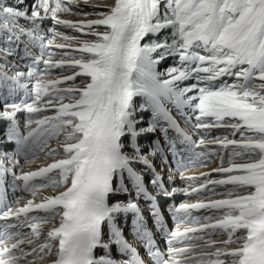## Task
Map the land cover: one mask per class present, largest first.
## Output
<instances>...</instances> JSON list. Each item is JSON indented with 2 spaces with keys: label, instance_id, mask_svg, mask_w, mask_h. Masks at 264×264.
I'll list each match as a JSON object with an SVG mask.
<instances>
[{
  "label": "snow or ice",
  "instance_id": "snow-or-ice-1",
  "mask_svg": "<svg viewBox=\"0 0 264 264\" xmlns=\"http://www.w3.org/2000/svg\"><path fill=\"white\" fill-rule=\"evenodd\" d=\"M79 3L0 0V264H264V0ZM38 153L53 162L25 171ZM212 157L191 193L226 198L168 204L169 228L163 205L191 194L176 176Z\"/></svg>",
  "mask_w": 264,
  "mask_h": 264
},
{
  "label": "bare ground",
  "instance_id": "bare-ground-1",
  "mask_svg": "<svg viewBox=\"0 0 264 264\" xmlns=\"http://www.w3.org/2000/svg\"><path fill=\"white\" fill-rule=\"evenodd\" d=\"M113 3V2H112ZM111 3V4H112ZM85 4L83 3L82 6H84ZM82 6H79V8L77 9H73V12L75 11H79L80 10V7ZM82 9V8H81ZM83 11H87V12H91L92 10L91 9H88L86 8L85 10L83 9ZM62 16H60L59 14V18L61 19H69L71 16L75 15V14H64V13H61ZM66 17H65V16ZM43 65H41L42 67ZM167 66V65H166ZM51 114V113H50ZM18 116L20 117L21 119V125H22V121H23V114H18ZM179 118V117H177ZM226 134V132H222V131H215L214 129L212 130L211 132V136L212 137H215V136H224ZM230 138V137H229ZM52 146H55L57 141L53 140V141H50L49 142ZM209 148L211 149H214L216 151H221L217 146L215 145H209ZM145 151H147V147L144 148ZM143 149V150H144ZM223 151H227V150H223ZM44 154L41 153V155H39L36 160L34 161V163L29 167V166H23V160L21 159L20 163L21 165L24 167V170L25 171H28V170H31V171H35V170H38L39 167H46L48 164L52 163V159H47L45 160L44 158ZM59 158V157H58ZM170 160V159H169ZM153 163L155 164L157 170L159 171L160 169V160L157 158V159H154L153 160ZM219 158L218 157H212L211 159V162L207 163V166L206 167H200V166H197V167H194V168H190L186 173H185V176H191V177H195L194 180H181L180 177L177 175L175 180L173 181V185L174 187H177V188H184L186 185L188 187V192L191 193V190L193 187H196V188H199L203 183H204V177L201 176V173H204V172H210L212 168L214 167H217L219 166ZM139 167V166H138ZM18 174H19V171H18ZM50 175H54L53 174H50ZM164 178H165V181H167V172H165L164 174ZM213 178H222L220 177L219 175L213 173ZM211 187V186H210ZM224 189L223 188H220V187H217L216 188V191L217 192H222ZM209 192H206V191H201L200 193H191L190 195L188 196H185L183 195L182 193H178L174 198L173 200L177 201L178 202V205L179 203L181 202H187V203H196V202H200V201H203L205 203L209 202L210 200H216V199H224L226 198L225 196L223 195H219V196H216V195H211V196H203L201 197L202 195H207ZM55 193L52 191V189H43V190H40L38 193H37V197L35 198L34 202L35 203H40L42 202L41 201V197L42 196H51V195H54ZM210 194V193H209ZM18 195H27V194H23L22 192H19V193H16V197ZM198 197H201V198H198ZM27 199H32L31 196H25L22 200H20L19 202V206H23V204L26 202ZM13 206H17L16 204V201L13 203ZM38 215H44V213H36ZM199 215V216H202L205 214L204 210L196 213V212H192V215ZM4 221H0V224H3ZM57 221H52L50 222L49 224H45V225H41V229L44 230L42 231V236L40 237V241L43 242V239H44V236L46 235L47 231L54 225L56 224ZM22 232L24 233H30V229L28 228H24L22 229ZM205 238L207 239V235H205ZM225 237L221 236L220 239H224ZM213 239H216V237H213ZM188 243H186L185 245L183 246H187ZM181 247V246H180ZM25 250L26 251H30L29 248H27V246H25ZM31 259V258H29ZM177 259H181L183 260L184 257L183 256H179L177 257ZM50 260H51V257H48V256H45L44 257V260L43 261H35V264H50ZM21 264H24L23 261H21Z\"/></svg>",
  "mask_w": 264,
  "mask_h": 264
},
{
  "label": "rangeland",
  "instance_id": "rangeland-1",
  "mask_svg": "<svg viewBox=\"0 0 264 264\" xmlns=\"http://www.w3.org/2000/svg\"><path fill=\"white\" fill-rule=\"evenodd\" d=\"M113 2V0H89V3H88V5H84V6H82V4H83V0H80V3H79V6H82V7H80V9L82 8V9H86V8H88V9H91V10H93L92 9V7H90V5H92V4H103V5H110L111 3ZM98 10H104V11H106L107 9L106 8H102V9H98ZM60 16H62V14H60ZM65 16V15H64ZM66 17V16H65ZM92 18H94V17H88L87 19H92ZM67 20H70V21H72V22H80V21H83V20H85V17H83L82 15H73V16H71L69 19H67ZM48 25H50V21H48V22H46ZM61 31H64L65 32V34H70V35H77V36H80L81 34H79V33H74V32H71L70 30H66V29H61ZM57 42H60L59 40L57 41ZM52 51H55V52H57V53H59V52H61V51H65V50H61V49H52ZM67 51H71L70 49H67ZM54 59H59V55H57L56 57H54ZM171 63V61L169 60V61H167V62H165L164 63V65H162V67L163 66H166L167 64H170ZM43 67V66H42ZM55 72H59V70H54ZM64 75H71V72H64ZM79 80H80V78H77V83L79 84ZM215 131H222V132H226V130H224V129H214ZM231 138V137H230ZM39 155H41V153H38V155H37V157L39 156ZM50 159H52V161H53V159L54 158H50ZM55 159H59L58 158V156L57 157H55ZM169 159L171 160V157L169 156ZM226 159V158H225ZM224 166L226 167L227 166V159L225 160V164H224ZM140 167V166H139ZM212 194L210 193H208L207 195H202L201 197H203V196H211ZM26 196H28V195H26ZM216 196H219V195H216ZM25 197V196H24ZM201 197H198V198H201ZM42 231H44V230H42ZM43 235V234H42ZM41 235V236H42Z\"/></svg>",
  "mask_w": 264,
  "mask_h": 264
}]
</instances>
